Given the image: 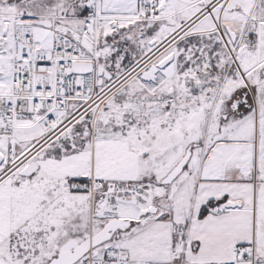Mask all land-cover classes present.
<instances>
[{"label": "snow or ice", "instance_id": "obj_1", "mask_svg": "<svg viewBox=\"0 0 264 264\" xmlns=\"http://www.w3.org/2000/svg\"><path fill=\"white\" fill-rule=\"evenodd\" d=\"M0 264H264V0H0Z\"/></svg>", "mask_w": 264, "mask_h": 264}]
</instances>
